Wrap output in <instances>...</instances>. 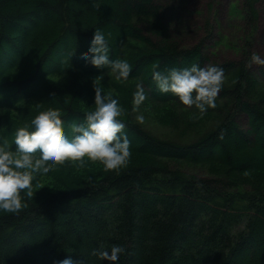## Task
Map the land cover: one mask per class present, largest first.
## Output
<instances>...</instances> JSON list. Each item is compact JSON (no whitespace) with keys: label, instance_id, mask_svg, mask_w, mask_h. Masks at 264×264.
Listing matches in <instances>:
<instances>
[{"label":"trees","instance_id":"1","mask_svg":"<svg viewBox=\"0 0 264 264\" xmlns=\"http://www.w3.org/2000/svg\"><path fill=\"white\" fill-rule=\"evenodd\" d=\"M259 1L234 5L247 27L245 55L214 64L226 76L215 107L196 111L199 120L215 123L185 143L148 132L133 118L132 101L144 84L147 112L157 102L183 104L159 90L153 71L205 66L211 24L207 37L183 46L161 38L168 8L157 0H0V111L13 112L0 113V136L9 147L15 150L17 127L46 111L60 113L71 137L73 122L95 108L93 81L102 73L112 82L108 95L123 107L118 119L131 150L149 156L79 185L42 195L33 189L32 199L20 193V212L0 211V264H54L67 256L78 264H112L92 250L116 243L126 248L116 264H264V185L242 187L226 176L264 173V70L263 78L250 71ZM97 27L107 35L110 58L130 63L126 80L110 66L79 59ZM26 100L32 105H22ZM241 115L251 129L239 125ZM189 119L184 123H196ZM199 165L217 166L202 175L194 170Z\"/></svg>","mask_w":264,"mask_h":264},{"label":"clouds","instance_id":"2","mask_svg":"<svg viewBox=\"0 0 264 264\" xmlns=\"http://www.w3.org/2000/svg\"><path fill=\"white\" fill-rule=\"evenodd\" d=\"M109 51L105 31L97 27L87 51L79 59L98 68L110 66L117 79L126 80L132 70L130 63L124 58L111 59ZM251 60L264 65V58L258 53H253ZM152 76L161 92H172L184 105H195L203 113L208 107H215V98L224 80V69L214 64L202 67L194 63L190 67H173L167 73L155 70ZM102 79V73L94 78L95 108L86 112L83 122H73L71 137L64 130L63 122L58 119L60 113L56 111L37 114L30 123L24 122L17 127L15 150L9 147L6 137L0 136V211L9 214L20 212V193L25 199H32L33 188L39 190L33 178L37 173L41 177L47 176L52 171L50 163L71 160L83 165L87 156L92 161L102 162L106 169H119L126 165L131 155V141L123 131L125 122L118 119L123 107L118 98L105 94L99 83ZM146 97L142 85H137L134 103L138 106ZM137 119L143 121L144 116L140 114ZM125 251L126 248L119 243L111 245L110 249L101 244L92 250V254L116 264ZM54 264L78 262L67 256Z\"/></svg>","mask_w":264,"mask_h":264},{"label":"rangeland","instance_id":"3","mask_svg":"<svg viewBox=\"0 0 264 264\" xmlns=\"http://www.w3.org/2000/svg\"><path fill=\"white\" fill-rule=\"evenodd\" d=\"M108 2L110 3V0H108ZM157 3L166 5L168 8L164 15V25L167 29L166 32L162 34L161 38L170 39L173 37L178 40L181 45L191 46L197 44L204 37H207V34H209L208 26L211 24L210 26H212L213 30L210 33V37L206 38L207 41L204 44L205 51L209 55V62L205 66L223 63L226 60H241L245 55L242 37L247 27L245 26L244 20L239 16L238 10L236 9V12L233 10L234 5H236L237 8L242 6V0H157ZM257 8L259 13L258 27L254 34H252L250 45L253 53H258L264 58V0H260L257 3ZM156 36L157 35H154V37ZM260 68L264 70V65L254 62L251 63L250 71L255 78H257L258 74H260V78H263V74L261 75L263 72H260ZM225 77L224 75V79ZM101 83L102 88L105 89V93L109 94L111 89L108 87H110L112 82L106 83L105 79H102ZM104 83L107 85H104ZM141 85L144 90H148L144 84ZM31 102L30 100H26L22 105H32ZM133 105V112L135 113L132 114L133 118L139 121L137 116L140 114L144 116V120L139 121L143 128L147 129L148 132H153L157 136L177 139L179 142L187 143L196 140L202 133L210 130L213 123H215L210 122L211 120H199L200 118H197L199 116L197 113L198 111H196L198 108L195 105H183L177 101L151 104L150 107L152 111L150 112H147L149 104L144 101L137 106L133 100L132 106ZM2 112L13 114V112L8 109L1 110L0 113ZM213 116L215 118L217 114ZM191 117L196 119V123L193 121L192 124L184 123V121L190 120L189 118ZM238 120L242 128L251 129L252 125L246 115H241ZM255 139L256 135L254 134L252 138L254 143L256 142ZM147 158H149V156L131 150V155L124 166L130 165L131 163L143 162ZM84 161L85 163L83 165L71 160H66L63 163H50L49 166L52 168V171L47 176L41 177L39 173L34 176V183L39 190L37 191L35 187L33 189L42 195L62 189L63 187L75 186L99 178L108 171L99 160L92 161L85 156ZM215 166L217 165H209L208 168V166L202 167L199 165V167L203 169L194 167V170H204V168L211 169ZM188 167L193 169L192 166ZM206 171L202 173V175H208ZM199 172L201 173V171ZM226 176L242 183V187L260 185L257 184V182L263 183L261 185H264V173L230 172Z\"/></svg>","mask_w":264,"mask_h":264}]
</instances>
